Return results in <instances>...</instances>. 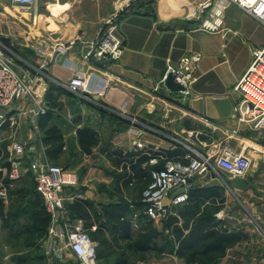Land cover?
<instances>
[{
  "label": "crops",
  "instance_id": "0c3cea01",
  "mask_svg": "<svg viewBox=\"0 0 264 264\" xmlns=\"http://www.w3.org/2000/svg\"><path fill=\"white\" fill-rule=\"evenodd\" d=\"M173 3L174 8L171 6ZM201 3L211 5L212 0H155L148 11L142 9L146 15L125 9L117 29L123 53L116 61H82V45L74 41L84 32L77 27L66 31L73 35L74 40L56 44L65 47L64 53L54 52L55 45H28L26 41L13 43L16 38H22L20 33L0 32V38L8 39L5 44L21 55L14 62L16 73L32 80L33 93L44 102L48 81L66 92L71 79L84 81L82 90L76 94L68 92L71 96L59 91L52 93L58 106L49 108L51 120L47 126L59 128L64 143L56 161H50L46 156L42 131L38 126L39 117L33 119L28 114L31 108L28 100L22 99L0 111V148L4 147L0 153V185L3 183L7 187L6 199L2 200L3 211L0 212V232L5 230L10 237L13 234V238L22 237L25 233L29 235V226L33 223L28 214L20 210H29L27 197L30 192L34 193L33 165L61 163L62 166H57L64 168L62 161L69 154V145L70 150L81 155L76 131L83 127L91 128L100 143L104 141L107 144L98 153L100 158L110 163L111 169L122 173L123 169L113 164L111 153L114 151L129 156L128 160L145 158L141 168L148 170L149 176L151 171L164 167L167 161L187 163L195 157L194 152L210 155L229 151L246 156L251 163L256 158L264 159V131L252 130L240 120L238 110L243 107L242 98L233 91V86L249 67L253 52L264 46V25L230 5L222 11L219 31H204L200 25L209 18L204 11L200 12ZM191 56H197L199 61L194 68L196 81L188 87V93L184 95L166 90L162 79L168 67L177 68L181 59ZM83 97L90 98L92 102ZM96 103L105 112L95 106ZM12 142L34 150L26 151L21 159V176L9 186L4 169L8 167L7 148ZM175 151L182 154H173ZM168 152L172 155L168 156ZM82 155L87 157L90 154ZM129 166L126 163L127 174L131 172ZM252 172L250 169L247 175ZM121 175L119 181H114L104 170L90 167L81 184L78 182L75 187L65 190L66 201L59 225L66 234L76 224H81L87 234L96 233L104 224L107 227L103 229V235L111 240L109 228L114 221L109 220L104 212L122 205L132 237L135 239L143 232L144 207L139 206V200L129 199L122 190L130 186L143 187L146 181L138 183L132 180L125 185L126 179ZM208 181L206 178L201 186ZM221 181L224 187L218 189L223 203L216 216L219 226L228 232L242 233L246 240L227 249L217 259V264H264V197L250 183ZM12 191L19 193L12 194ZM114 193L122 200H114ZM13 195H24L25 198L14 202L11 200ZM76 201L89 203V208L85 207L86 212H81L82 216L80 212L68 209ZM9 209L16 210L7 216ZM151 222L156 228L157 224ZM48 227L49 224L43 241ZM94 244L99 248L97 241ZM142 254L150 256L157 253L149 251ZM35 256L30 259L32 264L76 262L72 257L63 260L48 257L43 245ZM171 257L177 258L173 254ZM104 262L98 260V264H106Z\"/></svg>",
  "mask_w": 264,
  "mask_h": 264
},
{
  "label": "built area",
  "instance_id": "2783aa9c",
  "mask_svg": "<svg viewBox=\"0 0 264 264\" xmlns=\"http://www.w3.org/2000/svg\"><path fill=\"white\" fill-rule=\"evenodd\" d=\"M39 0H8L14 8L24 12L36 13ZM198 2V0H193ZM234 5L256 21L264 25V0H215L209 19L204 20L200 28L207 32H217L222 24V11ZM208 3L199 4L202 13ZM118 17L113 15L105 21L103 33L96 41L83 43L81 60L85 62L116 61L123 53L122 41L117 34ZM63 45H55L54 52L64 53ZM199 61L197 56L181 59L177 68L168 67L162 79V84L168 73L175 77L177 84L183 90L179 93L187 94L188 87L196 81L194 68ZM13 53L11 48L0 38V110L8 109L13 103L26 99L30 101L29 115L37 119L47 111L46 103L35 95L31 89L32 80L21 77L14 69ZM84 87L81 78L71 79L66 89L76 94ZM233 91L242 98V106L238 111L240 120L249 125L252 130L264 131V46L253 52L252 61L233 86ZM92 101L88 97H83ZM132 122H136L132 120ZM1 126V125H0ZM1 142V140H0ZM137 147H141L136 144ZM32 147L27 149L12 142L7 148L8 167L6 178L9 186L21 176V159L26 151L33 152ZM195 157L187 163L167 161L162 169L150 173V181L141 193L140 202L144 205V215L151 221L164 218L172 206L182 204L187 199V191L191 187L190 180L195 177H205L209 180H222L218 173L232 177H240L247 173L251 161L242 154L221 151L210 155L194 152ZM33 181L35 191L39 194L45 212L49 216V227L43 247L45 254L54 260H63L66 257L74 258L78 264H96V245L84 232L81 224H76L67 234L59 225V219L64 211L66 201L65 190L78 185V179L73 171L62 169L57 165L38 163L33 165ZM183 189V193L170 198L171 194ZM7 187L0 185V200L6 199ZM165 198L170 199V207H163ZM95 228V227H93Z\"/></svg>",
  "mask_w": 264,
  "mask_h": 264
},
{
  "label": "trees",
  "instance_id": "16d2710c",
  "mask_svg": "<svg viewBox=\"0 0 264 264\" xmlns=\"http://www.w3.org/2000/svg\"><path fill=\"white\" fill-rule=\"evenodd\" d=\"M132 9L137 13H142V9L149 10V5H140L138 8L132 6ZM53 91L71 96L68 92L56 88L52 82L48 81V93L45 97L47 111L39 117L38 126L42 131V143L46 147V156L50 161H56L59 158L64 146L61 130L56 126H47L51 120L49 108L58 106L52 97ZM100 110L105 112L102 109ZM76 137L81 154H90L91 149L97 144L96 133L91 128L77 129ZM3 148H0V153ZM173 154L180 155L182 152L175 151ZM111 155L113 156L114 166L123 169L121 176L126 179L125 185L131 183L132 180L138 183L145 180L142 190L147 186L150 176L148 170L141 168V164L146 161L145 158H140L137 161L128 160L129 156L122 155L120 151H114ZM167 155L171 156L172 153L168 152ZM181 162L186 163L185 161ZM126 163L130 165L131 172L129 174L126 172ZM162 168L159 167L157 170ZM62 169L66 170L67 168ZM18 193L12 191V194ZM220 196L218 188L204 189L201 185L191 186L187 191L185 202L169 208L171 212L164 221L163 228L159 231L152 227L151 220L142 215L145 220L143 232L135 239L130 233V223L124 217L125 208L123 205L113 207L106 213L104 212L109 220L114 221L111 228H109L111 240L106 239L103 235V229L107 227L104 224L99 226L96 233H88L93 241L98 242L99 248H96V260L106 261L114 256L119 249H124L125 252L136 254L149 251L163 254L168 251L169 254H173L180 259L182 264H214L218 258L224 255L227 249L246 240V236L242 233L228 232L222 226H219V222L214 217L217 209L211 210L210 207L217 202ZM27 198L29 200V210L23 209V211H20L23 214H28L33 223L32 226H29L28 233L38 232L40 235H44L49 224V216L44 210L41 197L35 191V187L34 193L30 192ZM219 202L222 204L223 200L220 199ZM81 203L76 201L69 205L68 209L80 213L86 212L85 207L89 208V203L87 201H81ZM138 204L144 207L140 200ZM2 211L3 201L0 200V212ZM80 215L82 216V213ZM111 264L132 263L122 256L121 259L116 258Z\"/></svg>",
  "mask_w": 264,
  "mask_h": 264
},
{
  "label": "rangeland",
  "instance_id": "374dc122",
  "mask_svg": "<svg viewBox=\"0 0 264 264\" xmlns=\"http://www.w3.org/2000/svg\"><path fill=\"white\" fill-rule=\"evenodd\" d=\"M154 1L155 0H39L36 13L31 14L30 12L27 13L19 8L12 7L8 0H0V32L2 34L11 32L12 35L20 33L22 38H16L13 43H23V41H26L28 45L31 43H42L52 46L74 40L73 35L67 34L66 31L70 27H77L80 28V31L84 32V34L75 37L74 42H80L81 45H83V43L93 41L98 36L101 37L105 21L109 17L117 15L119 21L125 9L132 10V6L138 8L140 5H149L150 7V4ZM172 1L174 0H171V2ZM214 1L215 0H212V4L204 10L205 16L208 18L214 7ZM171 6L174 8V3L171 4ZM222 15L223 13L221 16ZM15 46V44L12 45L14 48ZM11 50L15 62L21 55L13 48H11ZM27 104L30 105V101H27ZM95 106L104 111L103 107L98 103H96ZM96 141L97 144L95 148L87 157L73 152L70 150L71 146L69 145V154L66 155L62 161L64 167L72 170L76 174L79 184H81L82 179L87 176L90 167H97L104 170L105 174L108 177H112L114 181L118 180L122 173L119 170L111 169L109 167L110 163H106L105 160L103 161L100 158L98 153L102 152L107 144H105L104 141H102L101 144L99 138H97ZM262 159L256 158V161L251 163L250 169L254 172L250 175L246 173L240 177H232L224 173L218 174L226 183H250L256 186V189H258L259 193L264 197V159ZM55 164L62 166L61 163ZM250 169L248 171H250ZM205 180V177H195L190 180V183L191 186H199ZM32 182L34 185L33 180ZM142 188V186H130L128 189H123L122 191L123 194L125 193L129 196V199L132 198L135 202L141 199ZM112 196L114 200H122L116 196L115 193ZM20 198L24 199L25 196L23 195L20 197L13 195L11 200L16 202V200ZM220 199H222V196L210 207L211 210L217 209V212L214 214L216 220V216L222 208V204L219 202ZM15 210L16 209H9L7 216ZM170 212L171 211L167 212L166 217H161L154 221L158 225H156L155 230H157V228H163V223ZM12 235L10 237L5 230L0 232V264H14V260L16 261L15 264H32L30 259L32 256H35L36 253H39L40 246L43 245L44 235H40L38 232H31L29 235L25 233L24 236L19 238H13ZM89 239L94 243L91 237H89ZM26 251H28V254L25 253ZM149 255L150 256L128 253L125 252L124 249H119L118 252H115L114 256H111L105 262L106 264H111L116 258L121 259L123 256L132 264H181V261L171 257L168 251H165L163 254ZM74 263L76 264L77 261ZM70 264L73 263L71 262ZM96 264H98L97 260ZM214 264H217V261Z\"/></svg>",
  "mask_w": 264,
  "mask_h": 264
},
{
  "label": "water",
  "instance_id": "95a60500",
  "mask_svg": "<svg viewBox=\"0 0 264 264\" xmlns=\"http://www.w3.org/2000/svg\"><path fill=\"white\" fill-rule=\"evenodd\" d=\"M143 15H146V12L143 11L142 12ZM1 41L3 43H6L8 41V39L6 38H1ZM163 86L166 90H168L171 93H178L180 91L183 90L182 86H180L179 84L176 83L175 81V77L171 74L168 73L166 75V78L163 82ZM97 97H94V99H96ZM204 189H211V188H223L224 187V183L218 179H211L208 182H206L203 186ZM183 193V189L177 190L175 192H173L170 196V198H174L175 196L179 195ZM162 206L163 207H170V199L169 198H165L162 202Z\"/></svg>",
  "mask_w": 264,
  "mask_h": 264
},
{
  "label": "flooded vegetation",
  "instance_id": "af4514ba",
  "mask_svg": "<svg viewBox=\"0 0 264 264\" xmlns=\"http://www.w3.org/2000/svg\"><path fill=\"white\" fill-rule=\"evenodd\" d=\"M29 11H27V13H28Z\"/></svg>",
  "mask_w": 264,
  "mask_h": 264
}]
</instances>
